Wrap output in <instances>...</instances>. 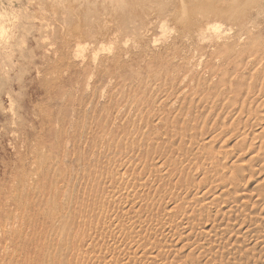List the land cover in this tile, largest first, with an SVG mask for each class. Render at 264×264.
<instances>
[{
    "label": "bare ground",
    "instance_id": "1",
    "mask_svg": "<svg viewBox=\"0 0 264 264\" xmlns=\"http://www.w3.org/2000/svg\"><path fill=\"white\" fill-rule=\"evenodd\" d=\"M91 2L109 18L97 29L96 38L92 36L96 41L93 43L110 53L120 51V46L128 42L140 41L146 68L154 71L153 81L169 75L164 85L169 88L160 83L145 87L136 80L133 95L136 97L143 89L146 101L141 106L120 105L104 124L89 129L83 136L85 144L99 149L92 151L93 160L86 165L84 152L77 154L81 140L65 131L62 140L72 142L64 140L57 162L50 160L34 167L31 183L21 181L23 188L32 191L24 198V206L14 205L18 201H7L3 206L0 264H193L192 260H184L191 256L177 258L183 251L195 252L203 264H216L220 261L219 241L241 229L233 225L234 230L229 228L227 216L233 213L243 220L245 210H241V204L247 194L250 203L258 204L264 212V178L250 190L242 188L254 173L253 163L263 168L264 142L249 149L247 162L241 160L240 152L261 138L247 131L235 136L234 144L241 149L231 156L226 150H213L215 139L211 134L201 143L196 142L195 133L188 139L180 136L176 143L172 138L195 129L191 125L178 126L181 120L177 125L181 129L171 124L174 121L165 127L159 119V103L149 97L160 95L162 99L171 91L181 95L190 87L194 90L189 94L199 103L213 107L219 103L237 115L249 112L246 106L252 100L264 105V0ZM109 21L114 27L108 26ZM156 31L158 37H154ZM76 42L83 51L86 42ZM115 55L108 58L109 62L116 59ZM127 88L122 87L126 99L133 96L125 93ZM104 94L101 92L102 97ZM155 151L160 154L150 157L149 153ZM77 157L82 161L78 166L81 176L75 175L76 168L65 169L66 161ZM225 161L229 166L224 165ZM194 172L201 178L192 187L201 182L208 185L190 199L183 198L189 182H194L190 178ZM13 192L16 189L9 188L6 199L12 193L11 199ZM131 193L134 195L130 197ZM219 198L224 203L232 201L221 210L216 205ZM162 203L169 206L161 210ZM263 229L264 219H256V223L242 228L241 240L257 246ZM210 239L215 240L213 244ZM235 242L226 249L228 256L242 251Z\"/></svg>",
    "mask_w": 264,
    "mask_h": 264
},
{
    "label": "rangeland",
    "instance_id": "2",
    "mask_svg": "<svg viewBox=\"0 0 264 264\" xmlns=\"http://www.w3.org/2000/svg\"><path fill=\"white\" fill-rule=\"evenodd\" d=\"M91 1L93 0H0V237L3 206L7 205V201L9 203L18 201V204L14 205L24 206V198L31 196L32 191L23 188L21 181L31 183L34 180V175L31 174L34 173V167L39 168L43 163V165L48 164L50 160L57 162L61 156L64 140L72 142L67 138L62 140L65 131L68 134H74L76 140H81V147L77 150V154L84 152V164L86 165L87 162L93 160L92 151L96 153L99 149V146L93 148L90 143L85 144L86 138L83 136L89 129L94 130L97 125L104 124L105 118L120 105L141 106L146 101L142 98L143 89H137L136 97L133 95L134 87L137 86L136 80L146 84L145 87H152L155 83L164 86L169 81L166 80L169 75L158 76L153 81L154 71L147 70L144 52L140 50L142 44L138 40L133 43L128 42L127 45L123 44L120 46V51L113 50L110 53L103 51L102 46H96L97 43L96 45L93 43L97 29L104 19L109 20V18L104 15L106 12L100 6ZM106 23H104V28L114 27V23L109 21L108 26ZM158 36L159 32L157 34L156 31L154 37ZM78 39L86 42L83 46L85 51L80 50L81 46L77 45L76 40ZM162 45L165 46L161 43L160 46ZM74 46L75 49H73ZM112 47L114 48V45ZM113 53L116 54V59L109 62L108 58L112 57ZM122 87H128L125 93L133 96L124 98ZM164 87L167 90L169 88ZM190 90L194 89L189 87L181 95H178L177 91H171L170 95H165L162 99L160 95L149 97L150 101L159 103L160 106H158L161 107L159 119L164 122L162 124H165V127L169 128V125L174 124L176 129H181L178 126L186 128V125H191L195 129L189 134L184 131L182 135H177L172 139L177 143L180 136L181 139H188V135L195 133L196 142L201 143L211 134L214 136L213 140L215 139L213 150L223 153L226 150L231 156L241 149L240 146L234 144L235 136L247 131L250 136L256 134L261 137L256 145L251 147L246 145L245 148L248 147V149L240 152L241 160L247 162L248 157L246 156L251 151L249 149L257 148L262 140L264 142V105L252 100L246 106L249 112L237 115L219 106V103L214 104V107L213 104L199 103L197 98L189 94ZM101 92L105 93L104 98ZM178 109L181 110L180 113ZM248 115L251 116L248 117ZM185 118L188 119L185 120ZM180 120L182 123L179 122ZM91 123L93 125L89 127ZM84 131L85 133L79 138L80 133ZM71 148L73 149L72 145ZM159 151L151 152L149 156L159 155ZM65 164L66 170L73 167L77 170L75 175H82L78 167L82 161L78 157L72 162L67 160ZM224 165L229 166L228 161H225ZM259 166L260 164L253 163L254 173L249 178V182L243 185L244 190H250L264 178V164L262 169H259ZM4 170L6 172L3 173ZM187 171L189 170L186 169ZM194 174L195 172L190 176L194 182H189L188 190L183 194L185 196L183 198L190 199L192 195L208 185L201 182L199 186L192 187L201 178ZM84 177L87 179V176ZM40 183L42 184L43 181ZM78 183L77 181V185ZM9 188H15L16 192H13L15 194L11 199L12 193L6 199ZM214 192L217 193L216 188ZM133 195V193L129 194L130 197ZM249 195L247 194L246 199H248H245L246 201L244 200L242 204L238 203V205L241 204V210H245L242 213L245 215L243 220L241 216L239 218V215L233 213L227 216L228 220H226L230 221L227 223L229 228L238 226L241 229L235 230L236 233L232 236L225 235V239L222 238L223 240L219 241L221 250L218 251L217 256H220V261H218L220 264H264V229L260 233L261 242L257 246L241 240L242 228L256 223V219H264V212L260 210L258 204L250 203ZM234 199L240 198L234 197ZM231 201L232 199L224 203L219 198L216 205H219L218 208L222 210L230 205ZM167 205V203H162L161 210H165L169 206ZM240 221L244 223L241 224ZM213 241L215 240H209L211 244ZM231 242L237 243L238 245L235 243L232 245L239 246L242 251L228 256L226 252L230 249ZM211 244L210 246H213ZM212 250L213 252L216 250L214 246ZM196 255L195 252L183 251L177 254V258L191 256L184 260H192L193 264H199L196 258H199L200 263L203 259Z\"/></svg>",
    "mask_w": 264,
    "mask_h": 264
}]
</instances>
